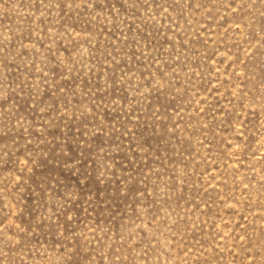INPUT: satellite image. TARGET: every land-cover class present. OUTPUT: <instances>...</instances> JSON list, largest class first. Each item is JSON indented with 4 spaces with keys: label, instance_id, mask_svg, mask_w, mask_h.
Returning a JSON list of instances; mask_svg holds the SVG:
<instances>
[{
    "label": "rangeland",
    "instance_id": "obj_1",
    "mask_svg": "<svg viewBox=\"0 0 264 264\" xmlns=\"http://www.w3.org/2000/svg\"><path fill=\"white\" fill-rule=\"evenodd\" d=\"M0 264H264V0H0Z\"/></svg>",
    "mask_w": 264,
    "mask_h": 264
}]
</instances>
